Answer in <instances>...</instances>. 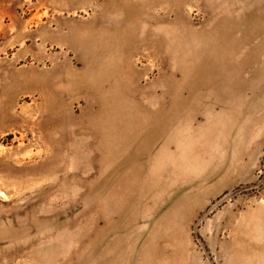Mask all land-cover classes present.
Wrapping results in <instances>:
<instances>
[{"label": "rangeland", "instance_id": "rangeland-1", "mask_svg": "<svg viewBox=\"0 0 264 264\" xmlns=\"http://www.w3.org/2000/svg\"><path fill=\"white\" fill-rule=\"evenodd\" d=\"M0 264H264V0H0Z\"/></svg>", "mask_w": 264, "mask_h": 264}]
</instances>
